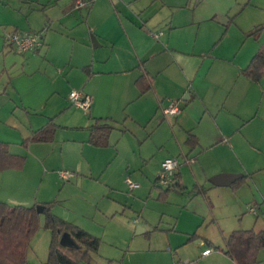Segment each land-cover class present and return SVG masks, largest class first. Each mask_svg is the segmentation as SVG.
I'll use <instances>...</instances> for the list:
<instances>
[{"label":"crops","instance_id":"1","mask_svg":"<svg viewBox=\"0 0 264 264\" xmlns=\"http://www.w3.org/2000/svg\"><path fill=\"white\" fill-rule=\"evenodd\" d=\"M26 1L32 11L30 15L42 8L44 23L40 27H30L27 33L14 27H2L5 35L2 52L18 54L6 40L10 33L40 35L41 48L18 55L34 56L45 50L44 70L47 72L50 68L56 73L54 79L49 78L47 82L55 83L61 74L66 73L64 79L68 80L70 89L67 99L70 107L58 99L57 111L53 117L46 118L47 123H28V120L17 116L18 108L25 110L23 105L29 106L21 91L13 81L5 85L0 80V142L8 146L11 154L25 158L22 169L0 171V191L4 187L6 190L14 189V180L19 177L26 180L30 177L28 172L43 171L51 176L59 170L58 165H47V158L52 154L47 148H41L42 153L34 156L30 168V155L12 152L17 148L29 149L30 152L33 145H56L60 128L57 118L64 120L63 128L82 133V136L75 137L79 139L62 142L78 147L69 148L66 153L64 148L60 150L62 158L67 161L66 156L69 157L70 163L85 159L90 147L106 149L90 143L91 128L97 123L110 124L114 131L119 125L130 124L144 129L154 128V134L166 128L172 143H156L160 148L157 155L162 161L160 167L155 166L154 169L160 173L162 164L169 159H178L181 166L175 174V189L161 190L157 201L164 205L175 202L179 206L173 208L178 218L171 219L176 225L170 232L166 229L151 232L144 217H138L133 221L134 231L139 237L151 241L157 235L169 242L175 237H183L185 248L192 244L198 248L207 245L191 259V264H235L225 253L228 237L239 230L264 232V77L255 82L243 74L255 55L264 51V17L242 20L243 13L253 2L254 6L264 10L262 0H82L87 5L81 8L77 7V0H38V9H33L35 5L31 4L35 1ZM49 32L55 35L54 41L47 39ZM159 34L162 35L156 38ZM67 48L71 50L70 56L65 54ZM54 51L58 52L56 57ZM56 67H62L61 72ZM5 70L7 73L8 69ZM140 77H144L150 86L144 95L136 84ZM75 88L92 100L88 111L77 107L74 111L71 109L74 105L70 94ZM13 93L22 98V107L14 102ZM58 94L54 89L53 94H49L51 97L42 98V104L48 107L54 95ZM175 102L179 103L180 113L177 116L165 115L164 111ZM169 117L173 120L167 121ZM50 123L56 127L52 142L26 144L34 133ZM154 134L152 137L155 138ZM173 138L182 148L181 153L176 150ZM190 138L196 141L195 146L188 143ZM143 157L148 166V157L142 154ZM193 165L197 166L196 171ZM184 167L196 172L191 190L186 186L182 173ZM72 169L78 170L76 166ZM62 172H58L60 178ZM222 174L240 177L230 187H217L210 183L212 178ZM240 180L243 181L236 186ZM128 182H132L126 179L131 191L140 189L139 184L132 183L136 187L131 188ZM25 185L23 183L19 188H25ZM187 192L191 194L189 200L183 198ZM115 193L117 189L112 179H107L104 195L92 198L90 206L104 219L123 221L126 230L124 219L129 212L115 199ZM152 194L151 191L148 193L149 196ZM180 195L181 198L175 201L174 196ZM201 197L205 198L206 204L194 209V202L199 206ZM102 198L106 202L101 209ZM26 201L33 204L32 207L51 204L56 217L100 239L102 245L101 233L71 219L64 209L57 212L51 199L38 201L27 197ZM18 202L0 197V203L23 206ZM61 202L65 204L67 201ZM162 210V218L171 213L169 207ZM246 212L252 216L250 219L244 216ZM184 218L192 220L196 228L184 227L179 231L178 223ZM209 220L220 230L222 239L217 243L219 245L198 234ZM154 232L158 233L152 236ZM206 250H212V253L203 256ZM177 254L178 250L172 258L169 254L170 258L163 264H182ZM94 261V264L113 263L109 259L108 263L95 258ZM262 262L264 264V249L258 257V263Z\"/></svg>","mask_w":264,"mask_h":264},{"label":"rangeland","instance_id":"2","mask_svg":"<svg viewBox=\"0 0 264 264\" xmlns=\"http://www.w3.org/2000/svg\"><path fill=\"white\" fill-rule=\"evenodd\" d=\"M32 1H35L31 3L35 5L33 9H38V7H36L38 0ZM26 2V0H0V80L4 82L3 84L5 85L10 80L13 81L21 91L23 100L27 101L29 105L28 107H24L23 105V108H26L25 110L18 108L17 116L28 120V123L32 122L34 125H40L41 123L42 125L43 123H47L46 118H51L53 117L52 115L56 113L57 110H55V107L60 104L58 103V99L65 105L67 104V107H70V103L67 102L70 89H68L67 85L68 80L64 79L67 76L66 73L61 74L56 79L55 83L49 84L47 82L49 78L54 79L53 77H55L56 73L50 68L47 72L44 70L45 50L39 54H34V56L33 54L21 56L14 51H11V53L5 51L3 54L2 51L4 49L3 44L5 39H3V36L5 37V35L2 27H14L18 28L20 32L22 30L23 32H30V27H40L44 23L45 17L41 11L42 8L40 11H38V9L30 15L29 12L32 11H30L29 4ZM262 2L264 3V0H262ZM252 5L243 13V21H252L253 18L251 17L253 16L264 17V10L254 6V2ZM46 37L52 41L55 39V35L51 32H49ZM57 54V51L53 52L55 57ZM65 54L66 56H70L71 50L67 48ZM5 68L8 69L7 73ZM55 69L61 72L62 67H56ZM54 89L59 94L54 95V99H52L50 105L46 107L45 103L42 104V98L51 97L49 94H53ZM75 91L80 92L77 88H75ZM12 96L16 105L22 107V98L15 93H13ZM28 102H30V104ZM74 108L76 107H71L73 111L76 110ZM172 120L173 119L169 117L167 121ZM56 123L60 126L58 129V138L55 143L56 145H33L30 152L29 149L27 150L25 148L13 149L12 152L21 155H30L28 156L30 159V168L33 165H31V163H33L32 160L34 156L42 153L40 150L41 148H47L46 150L52 153L47 158V165H58L59 168L57 169L59 170H55V175L51 176L45 175L43 171L34 174H29L28 172L27 174L30 177L26 178V180L20 177L17 178L13 183L14 189L7 188L8 190H6L4 187L0 191V197L4 196L7 197L8 200L19 201V205H23L24 207H32L33 205L26 201L27 197L36 198L38 201H44L46 198L51 199L57 212L64 209L68 212V216L72 217L71 219L78 220L82 225L88 227V229L101 233V249L98 254L92 255L93 261L91 264H94V258L96 261H102L103 263L105 261V263H108L109 259L113 261L112 264H163L176 253V250L179 252L176 256L178 260L181 258L182 263H185L188 260L192 261L191 259H193L196 254H200L203 249L208 247L206 245L205 248H198L195 244H192V246L185 248L183 246L185 242L183 237H175L169 242L166 238L157 235L155 240L151 241L147 240L145 237H139L136 231H134L135 226L133 225V221L138 217H144L145 221L149 223L151 232L158 231V229H166L170 232L176 225L175 221H171V219L178 218L176 210L173 208L179 206H177L175 202L164 205L157 201V197H159L160 192H162L161 190H165L167 187L162 186L156 181V175L159 174V171L154 169L155 166L160 167V162L162 161L160 160L162 158H159L157 155L160 151V143L163 144L167 141L172 143V138L168 135V129H160L154 134V128L144 129L131 124L128 126L119 125L113 133L111 146L109 148L97 149L90 147V153L85 154V159L83 158L77 163H70L71 159L69 157L66 156L67 161L62 158L63 156L60 150L64 148L66 149V153L69 148L78 147L71 144L65 145L62 144V142L65 140L79 139L75 137L80 134L82 136V133L63 128V119L57 118ZM153 134L155 138L152 137ZM87 135L88 133L86 132L83 136L86 138ZM173 140L176 150L181 153L182 148L175 138H173ZM158 142L159 145L156 144ZM117 143H119V147H117ZM156 145H158L157 148ZM181 145L183 146V144ZM117 148L120 151V155L118 156ZM171 148L172 147H170L169 150H171ZM142 154L148 157L146 161L149 162V167L146 166L145 161H143L144 157L142 158ZM75 166L78 170L72 169V167ZM192 167H194L196 171L197 166L193 165ZM60 170L74 174L75 178L63 181L59 177L58 172H60ZM142 173H145V176ZM182 173L185 176L186 186L191 190L193 183H195L194 175L196 172H192L189 167H184ZM110 178L112 179V184L117 189L115 199H118L129 212L126 213L124 219L126 227H128L126 230L122 224L123 221L118 223L117 221L104 219L102 214L99 215L95 213V208L90 206L92 198L104 195L107 179ZM126 179H129L134 184H139L140 189L131 191L126 183ZM23 183L26 184L25 188H19ZM150 191L153 193L152 196L148 195ZM175 192L176 191H174V193ZM190 195L191 194L187 192L183 195V198L189 200ZM181 196L182 195L178 197L174 196V200L177 201V198L180 199ZM224 198L227 200V196ZM63 199L67 201L65 204L61 202L64 201ZM200 199L199 206L194 202V209L202 208V205L206 204L204 201L205 198L201 197ZM101 201L100 208L102 209L105 207L106 199L104 200L102 198ZM180 204L183 205L182 202H180ZM168 207L171 208V213H166V216L162 218V209ZM244 216H247V219L252 217L248 212H246ZM198 224H201V222L199 221ZM44 225L45 215L42 214L40 217V229L33 237L28 250V264H46L49 258L50 244L53 235L51 231L45 230ZM178 226L180 229L179 231H183L184 227H193L191 229L196 228L192 220L185 218L179 221ZM158 232H154L152 236ZM179 234L180 233H174V235ZM198 234L201 238L215 241L216 244L222 239L219 228L214 222L211 223L210 220L201 227ZM261 260H263L262 257ZM81 264L89 263L82 262ZM257 264L259 263L257 262ZM260 264H263V262Z\"/></svg>","mask_w":264,"mask_h":264},{"label":"trees","instance_id":"3","mask_svg":"<svg viewBox=\"0 0 264 264\" xmlns=\"http://www.w3.org/2000/svg\"><path fill=\"white\" fill-rule=\"evenodd\" d=\"M243 74L255 82H260L264 77V51H260L250 62ZM140 77L136 84L141 95L147 93L150 86ZM114 126L110 124H95L91 128L90 143L98 148H107ZM56 127L48 124L34 133L31 140L26 144L49 143L54 140ZM188 143L196 145L192 138ZM25 164V158L13 155L8 146L0 142V171L20 170ZM243 180L237 182L240 185ZM174 185L171 189H175ZM178 187V186H177ZM170 189V190H171ZM23 207L10 206L0 203V264H28V250L33 237L40 229V217L45 215L44 228L52 233L49 258L46 264H81L93 261L94 254L99 252L100 239L90 235L83 229L72 225L58 217L51 211V204L40 206ZM69 234L76 242L73 248L61 245L63 234ZM264 249V232L256 230H239L233 232L227 239L225 253L235 264H257L260 251Z\"/></svg>","mask_w":264,"mask_h":264},{"label":"built area","instance_id":"4","mask_svg":"<svg viewBox=\"0 0 264 264\" xmlns=\"http://www.w3.org/2000/svg\"><path fill=\"white\" fill-rule=\"evenodd\" d=\"M77 7H85L87 4L83 2L82 0H77L76 1ZM160 35H156V38H159ZM7 42L10 43L15 47V50L18 54H26L29 52H33L41 48L42 46V39L41 36L38 34H33V35H21L18 32H13L8 34L7 36ZM70 100L71 103L77 107L80 108L84 111H88L91 108L92 105V100L90 97L85 96L81 92L73 91L70 94ZM180 113V106L179 103L175 102L171 104L165 111L164 114L167 116H177ZM181 166L180 162L178 159H169L166 160L162 164L161 171L158 175V182L167 188H172L175 185L176 178L175 174L179 167ZM61 178L64 180H70L72 179L75 175L69 172H62ZM131 188H134L132 183L128 182ZM212 253V250H206L203 252V256H208ZM181 264V263H180ZM182 264H191L190 261H186L185 263Z\"/></svg>","mask_w":264,"mask_h":264},{"label":"water","instance_id":"5","mask_svg":"<svg viewBox=\"0 0 264 264\" xmlns=\"http://www.w3.org/2000/svg\"><path fill=\"white\" fill-rule=\"evenodd\" d=\"M239 177L240 176L232 175V174H222L212 178L210 180V183L217 187H230ZM38 211L40 213L43 212V210L40 207H38ZM61 245L68 248H73L77 246V244L74 242L71 236L67 233L62 235Z\"/></svg>","mask_w":264,"mask_h":264}]
</instances>
